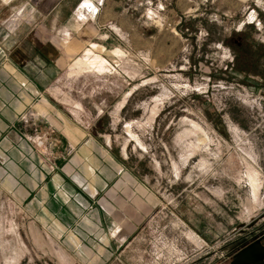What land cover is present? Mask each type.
I'll list each match as a JSON object with an SVG mask.
<instances>
[{
    "label": "rangeland",
    "instance_id": "1",
    "mask_svg": "<svg viewBox=\"0 0 264 264\" xmlns=\"http://www.w3.org/2000/svg\"><path fill=\"white\" fill-rule=\"evenodd\" d=\"M28 1L50 4L0 0V23L19 24ZM86 1L68 24L83 23L85 35L60 64L57 98L123 170L105 198L122 184L146 207L112 255L70 253L66 264L221 262L241 227L264 218V0ZM37 17L14 39H68ZM32 140L47 154L43 136ZM30 225L0 192V264H65L40 253Z\"/></svg>",
    "mask_w": 264,
    "mask_h": 264
},
{
    "label": "crops",
    "instance_id": "2",
    "mask_svg": "<svg viewBox=\"0 0 264 264\" xmlns=\"http://www.w3.org/2000/svg\"><path fill=\"white\" fill-rule=\"evenodd\" d=\"M77 1L49 0L45 11L28 1L18 9L19 24L13 22L17 18L0 23L1 33L7 32L0 38V192L29 216L28 237L40 253L58 255L65 264L63 256L70 253L112 255L116 239H128L132 219L146 207L141 195L137 200L122 184L119 197L105 198L123 170L105 140L76 118V106L68 108L57 98L63 93L54 85L60 64L80 51L73 38L85 35L83 23L68 25ZM27 7L31 18L26 19ZM38 15L54 21L58 32L68 30V39L15 40L22 21H37ZM35 134L43 136L47 154L35 148Z\"/></svg>",
    "mask_w": 264,
    "mask_h": 264
},
{
    "label": "flooded vegetation",
    "instance_id": "3",
    "mask_svg": "<svg viewBox=\"0 0 264 264\" xmlns=\"http://www.w3.org/2000/svg\"><path fill=\"white\" fill-rule=\"evenodd\" d=\"M223 251L224 260L214 264H264V218L254 220L246 228L241 227Z\"/></svg>",
    "mask_w": 264,
    "mask_h": 264
},
{
    "label": "built area",
    "instance_id": "4",
    "mask_svg": "<svg viewBox=\"0 0 264 264\" xmlns=\"http://www.w3.org/2000/svg\"><path fill=\"white\" fill-rule=\"evenodd\" d=\"M262 132L264 133V111H263V118H262Z\"/></svg>",
    "mask_w": 264,
    "mask_h": 264
},
{
    "label": "bare ground",
    "instance_id": "5",
    "mask_svg": "<svg viewBox=\"0 0 264 264\" xmlns=\"http://www.w3.org/2000/svg\"><path fill=\"white\" fill-rule=\"evenodd\" d=\"M87 6L93 5V3L91 2V0H87L85 3Z\"/></svg>",
    "mask_w": 264,
    "mask_h": 264
}]
</instances>
